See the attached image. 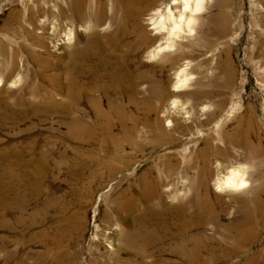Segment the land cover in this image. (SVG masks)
Wrapping results in <instances>:
<instances>
[{"label":"bare ground","instance_id":"6f19581e","mask_svg":"<svg viewBox=\"0 0 264 264\" xmlns=\"http://www.w3.org/2000/svg\"><path fill=\"white\" fill-rule=\"evenodd\" d=\"M49 2L56 13L42 26L51 23L49 33L58 37L55 45L71 43L64 52L67 65L48 73L49 63L31 51L39 61L32 74L35 79L9 91L5 86L18 84L14 74L19 70L11 47L1 45L0 127H19L33 114L60 110L68 117L67 135L77 141L74 172L82 176L89 170L88 183L108 178L110 189L103 197L111 205L97 216L86 264H209L249 248L264 224V179L258 176L263 163L260 128L252 112H238L230 131L222 127L231 116L210 130L235 78L230 63L224 80L201 75L195 79L196 89L182 91L193 82L190 66L199 50L205 58L230 47L234 0ZM78 25L87 32L80 39L75 38ZM156 66L172 69L174 87L158 77ZM61 78L63 85L55 87ZM143 80L150 89L139 95L137 85ZM107 81L113 85H104ZM123 85L126 101L111 96L110 88L117 91ZM97 88L105 94L106 108L93 93ZM186 133L201 141L191 154L178 147ZM226 141L238 150L236 158ZM148 144L151 152L161 148L160 157L136 172L134 150L143 151ZM52 153L42 146L32 148L31 143L0 145V229L10 231L14 222L23 220L15 215L13 222L7 215L24 206L28 190L37 199L47 175L61 168V157ZM232 191L243 195L225 197ZM79 192L75 199L47 192L41 206L30 212L29 223L43 221L57 208L58 227L74 236L84 228L93 190L84 184ZM223 215H228L225 220ZM46 238L58 247L54 254L48 252L54 257L52 264H69L70 258L86 252L80 243L76 252L72 250V237L65 243L57 235ZM6 240V233H0V251L8 262L14 252H9ZM104 243L107 246L101 249ZM243 264H264V249L253 251Z\"/></svg>","mask_w":264,"mask_h":264},{"label":"rangeland","instance_id":"374dc122","mask_svg":"<svg viewBox=\"0 0 264 264\" xmlns=\"http://www.w3.org/2000/svg\"><path fill=\"white\" fill-rule=\"evenodd\" d=\"M51 0H0V46L5 44L10 46V52L13 54V59L17 63L19 74H14L18 77V84L15 87L5 86L9 91L21 88L31 79H35L32 75L38 70V59L32 58L31 51H35L38 56L49 63L48 73L58 72L63 66L67 65L65 50H68L70 44L55 45L56 37L49 33L51 23L46 24L43 28V20L52 17L56 12L52 9ZM64 3V2H63ZM261 0H234L235 9V31L227 38H230V47L218 48L215 53L203 58L204 53L199 50L195 56L196 61L191 64L193 75H191V85L182 86V91L192 92L196 89L195 79L201 75L224 80L226 77V70L228 63L232 65L235 70V78L232 86L227 91L226 102L222 109V114L218 115L212 122L210 130L213 128H220L222 120L230 117L229 122L225 124V130L230 131L235 122V115L240 112L247 114L252 112L256 120V126L260 128L261 149L263 163L259 167V178L264 179V12L262 11ZM56 8V7H55ZM57 9V8H56ZM146 14V13H145ZM149 27L148 24H146ZM80 25L75 27V38L80 39L83 36ZM107 31V30H104ZM105 33V32H102ZM40 38V39H39ZM59 42V40L57 41ZM74 42V41H73ZM72 42V43H73ZM76 44V43H75ZM78 46H82L83 42H77ZM13 48V49H12ZM2 52V50H0ZM4 54V53H2ZM1 60V58H0ZM91 64V62H90ZM97 63L94 65V67ZM16 69V70H17ZM14 70V72H17ZM172 69H163L156 66L155 71L158 77L165 80L167 87H174V75ZM59 79L55 87L63 85ZM95 81H90L92 83ZM47 84V83H45ZM104 85H113V81H107ZM126 85L121 89L115 91L112 88L111 96L114 98L120 97L124 99ZM150 84L143 80L137 85V93L139 95L148 94ZM95 96L100 98L101 106L106 108L105 94L101 89L97 88L93 91ZM0 95L2 92L0 91ZM6 95V94H5ZM8 99L14 100L12 95H8ZM87 109L92 112V107L86 101ZM68 118L63 112L59 111H44L30 116L27 121H21L19 127H12L11 125H4L0 127V145L6 146L10 143L27 144L31 143L32 148L44 147L52 149V156L61 157L62 166L56 172H50L42 183L43 190L37 199L32 197L30 190H28V199L24 206L12 208L10 214L7 215L14 222L15 215H22L23 220L14 222L15 227L10 231L0 229V233L7 235V248L14 252L10 261H5L3 258V251H0V264H18L22 261L23 264H52L53 254L58 247L46 238L47 234L51 236L57 235L61 237L65 243L72 237L70 243L72 250L76 252L79 243L85 247V253L82 257L77 259L70 258L69 264H86L88 252L95 240V222H98L102 209L111 205L109 198H104L103 195L110 189L109 181L106 176L100 177L96 182L88 183L90 177L85 175H78L72 167L76 163V154L74 149L77 147V141L71 139L67 135V128L65 127V119ZM33 123L32 126L29 124ZM117 126V125H116ZM115 126V130H118ZM255 137V136H254ZM150 144H148L143 151L134 150L133 157L136 159L135 171L139 172L149 166L159 153L161 148L155 151H150ZM182 145V147H180ZM179 148L189 150L191 154L195 146H200L201 141H195L194 138L189 137V133L183 134ZM230 150L233 158L238 156V150L228 141L224 143ZM173 148V147H170ZM160 150L161 152H158ZM235 155V156H234ZM158 156L156 160L159 158ZM86 184L91 187L92 198L91 202L86 206V223L82 230L77 229L74 236H70L72 232H62L58 227V220L61 218L57 208L49 210L43 221L30 224V212L36 210L41 206L42 200L47 196L46 193L52 191L53 193L62 194L66 198H76L81 192L79 190L82 185ZM212 190H215L213 181H210ZM79 192V193H78ZM243 195V192L232 191L224 193L225 197L228 195ZM232 204H235L234 202ZM231 210L234 211V208ZM228 215H223V220ZM48 233H46V231ZM258 236L249 248L243 249L236 255L224 260L210 261L209 264H243L246 258L253 252L260 248L264 249V224L258 229ZM76 238V241L74 242ZM107 245L104 243L101 249ZM59 264H62L60 261Z\"/></svg>","mask_w":264,"mask_h":264}]
</instances>
